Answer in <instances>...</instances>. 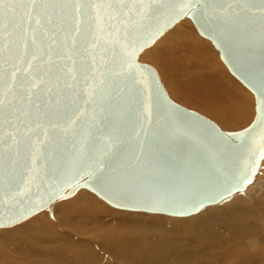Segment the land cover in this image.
<instances>
[{
    "label": "water",
    "instance_id": "1",
    "mask_svg": "<svg viewBox=\"0 0 264 264\" xmlns=\"http://www.w3.org/2000/svg\"><path fill=\"white\" fill-rule=\"evenodd\" d=\"M235 2L167 0L162 10L156 11L153 9L163 0H156L152 9L147 8L145 0V8L153 14L137 17L131 25L125 22L131 36L83 17L76 23L82 22V31L94 34L99 44H86L83 35H79L73 46L74 33L70 30L57 36L52 51L48 50L52 42L46 33L41 38L26 20L21 23L17 17L16 30L10 36L4 34V57L0 58V229L11 228L43 211L53 219L54 204L80 190L91 192L119 210L171 217L195 215L243 194L254 183L264 160V123H259L260 101L264 97L258 91L264 76V41L258 32L242 35L244 28L228 12L229 5L234 6ZM186 18L253 95L255 114L244 128L222 130L204 115L176 103L168 96L155 69L139 62L145 49ZM68 27L71 29V24ZM112 27L119 29L120 24L113 23ZM133 49L136 54L124 70L137 65L132 69L136 79L132 95L138 103L119 149L131 189L118 192L101 182L91 169L77 171L78 166L65 162L69 158L65 148L71 151V143L65 144L61 127H53L49 121L57 100L61 107L80 104L78 115L82 114L88 108L85 101H91L96 87L89 75L95 71L94 63L112 60L113 56L117 64L121 63L123 54ZM67 51H71L72 61L62 58ZM50 58L53 64L49 63ZM115 83L123 86L124 81ZM66 84L73 86L67 88ZM111 86L106 84L105 88ZM29 96L32 103L26 98ZM68 139H72L71 135ZM92 143L102 148L105 142ZM142 148L146 149L143 154ZM132 193L150 195L159 203L149 206ZM208 195L214 199L206 200L198 211L180 212L182 206L190 207L193 199ZM166 207H175L176 211L165 210Z\"/></svg>",
    "mask_w": 264,
    "mask_h": 264
},
{
    "label": "bare ground",
    "instance_id": "2",
    "mask_svg": "<svg viewBox=\"0 0 264 264\" xmlns=\"http://www.w3.org/2000/svg\"><path fill=\"white\" fill-rule=\"evenodd\" d=\"M186 19L188 21L181 20L182 22L179 21L162 34L149 47L154 46L153 49L147 51L149 49L147 48L141 54L144 53V56L149 58L153 57L155 61L160 60L158 64L162 63L163 79L168 85L170 93L180 100L183 105L198 109L205 115H209L210 119L216 121L225 131L239 130L243 128V125L248 124L246 123L248 117L251 118L252 116L250 114L252 101L254 102L253 95L236 76L229 72L227 65L220 57V61L218 60L216 53L203 40L206 38L201 37L193 24H190L191 21L188 18ZM192 28L203 39L195 37ZM220 62L238 83L225 73ZM239 84L246 89V92L241 89L242 87ZM259 174L264 175V172ZM72 197L63 200L67 202L62 203L59 208L58 221L63 222L62 215L67 220L70 213L76 209L77 203L82 205L83 211L90 215L97 212L105 213L103 207L86 193L80 192L76 198L72 199ZM226 203L221 205L224 207ZM65 206H67V211L62 214L61 209ZM260 206V216L245 201H239L222 209L207 207L208 209H203L204 211H200L201 213H197L198 215L195 214L196 216L177 217L179 219L150 217L149 222H143L141 218L134 215L132 221L129 219L128 224L137 222L141 226V232L138 236L134 235V231L132 234L113 237L98 236L100 234L96 236L93 235L92 231L87 232L90 238H86L84 235L85 238L80 239L79 242L71 239L78 232L72 231L66 224L68 222L58 223L55 227L51 221L46 219L45 215H37L30 221L8 232L11 233L9 235L14 236V240L9 241L13 242L11 246L7 242L8 249L6 246H0V264H13L9 257V247L17 251V246L20 244L29 249L30 253H25L26 255L34 256V261L40 263L38 260H41L44 264H63L59 259L62 260V256L67 255L72 257L75 264H101L100 256L97 251H94L96 246H100L107 253V256L117 264H160L161 260L163 264H171L174 262L172 259L176 256V253L174 254L172 250H177L178 255H180L183 249L189 247L198 253L196 259L182 256L178 257L180 259H177L178 261L173 264H210L209 261L212 258L215 260L222 250L226 251L223 252L225 257L222 261L223 264H263L264 244L260 246L261 253L247 251L244 253V250L241 249V244L247 243V239L252 233L255 232V235L252 236L258 235V232L246 225L245 222L253 221L255 217L257 220L264 222V204L260 203ZM100 217L102 216L100 215L97 219ZM81 218L82 221L77 220L79 224L91 227L96 224L97 219L93 222H87L89 218L87 214H82ZM207 226L211 228H205ZM217 227L218 230H215ZM56 229L69 230L73 235L66 232V234H63V230L60 232ZM145 229H148V231H143ZM146 232L150 235L145 239L142 236L147 234ZM206 232H208L207 237H204ZM243 237L244 239H242ZM87 242L97 243L87 244ZM248 242L251 245V242ZM60 253L63 255L61 256ZM54 254H58L59 257L50 256ZM12 258L23 264V257L17 253H12Z\"/></svg>",
    "mask_w": 264,
    "mask_h": 264
},
{
    "label": "snow or ice",
    "instance_id": "3",
    "mask_svg": "<svg viewBox=\"0 0 264 264\" xmlns=\"http://www.w3.org/2000/svg\"><path fill=\"white\" fill-rule=\"evenodd\" d=\"M192 2L196 3L197 0H192ZM155 3L156 0H147V8L152 9ZM166 4L167 0H163V3L153 10L160 11ZM253 9L258 11H253ZM184 11L187 9L177 12L176 15H181ZM228 12L233 20L240 23L244 28L245 31L242 35L246 36L249 31L251 33L258 32L260 39L264 41V0H236L234 6L229 5ZM152 14L153 12H149L145 8V0H0V58L4 57V34L8 33L10 36L16 30L17 17L20 18L21 23L26 20L34 33H40L41 38L46 33L52 42L48 50L52 51V45L56 43L57 36L70 30L74 33L73 46L77 42L76 36L79 35H83L86 44L93 42L99 44V40L94 34L82 31V22L76 23L79 18L87 17L94 22L107 24L112 31L127 33L128 36H131L132 33L125 26V22L131 25L137 17H148ZM116 22L120 24L119 29L112 27L113 23ZM170 22L171 20H169ZM70 24L71 29L68 27ZM33 25L36 27L33 28ZM21 30L23 29L21 28ZM8 51L9 54H12L11 47ZM135 54V49L124 53L123 61L118 64L115 56L112 60L105 59L101 64L94 63L95 71L90 72L89 75L96 87L92 90L91 101H85L88 108L83 109V113L78 115L81 113L80 104H76L74 107L64 104L61 107V102L57 100L55 107L51 109V120L49 121L53 127H61L65 135V144L71 143V151L65 148L69 157L65 162L72 166H78L77 171L91 169L92 174L101 182L118 192L130 191L131 189L127 170L121 164L122 157L119 154V149L123 144L122 137L125 134L126 125L135 112V103H138L135 96L132 95V90L136 84L132 69L137 65L133 64L128 71L124 70L125 65L132 60ZM62 58L65 61H72L71 51L63 53ZM93 59L95 60V57ZM49 63H54L51 58ZM29 67L33 66L30 65ZM65 70H67V64ZM48 71H51V68ZM72 79L76 80V77L73 76ZM121 79L124 81L123 86L120 83H115ZM261 81V88L258 91L264 97V76H262ZM43 83L44 81L41 80V84ZM106 84L112 85L110 89L105 88ZM72 86V84L65 85L67 88ZM26 98L29 103H32L31 96ZM2 104L3 101H0V105ZM35 106L40 108L39 104ZM48 114L45 112V115ZM145 118L147 119V117ZM259 123H264V98L260 101ZM68 125H72V127L69 128ZM69 135L72 137L71 140L68 139ZM12 138L15 139V137ZM94 140H103L104 146L101 148L92 143ZM145 150L142 148L141 154ZM147 150L150 151V149ZM132 194L138 196L139 202L149 206L159 203L150 195ZM212 199H214L212 195L193 199L191 206H182L180 212L183 214L198 211L206 200ZM117 203L120 202L117 201ZM165 210L175 212L176 208L166 207ZM8 222L11 223V219ZM0 223L3 221L0 220Z\"/></svg>",
    "mask_w": 264,
    "mask_h": 264
},
{
    "label": "rangeland",
    "instance_id": "4",
    "mask_svg": "<svg viewBox=\"0 0 264 264\" xmlns=\"http://www.w3.org/2000/svg\"><path fill=\"white\" fill-rule=\"evenodd\" d=\"M184 20H187V19H184ZM182 20V21H184ZM181 21V22H182ZM188 21V20H187ZM190 22V21H189ZM191 24V22H190ZM192 25V24H191ZM193 27V26H192ZM193 29V33L195 35V37H199L200 39H203L201 38L200 36H198V34L196 33V31ZM205 40L210 48L216 53L217 57H218V60H219V55H218V52L217 50L214 49V47H212V44L206 40V39H203ZM153 47L149 48L147 51H150L151 49H153ZM153 59V57H148V56H144V53L140 55L139 57V62H142V63H146V64H149L151 65L155 71L157 72L158 76H159V79L165 89V91L167 92L168 96L173 100L175 101L176 103L188 108V109H191L192 107H189L187 105H183V103L178 100L175 96H173L169 89H168V85L166 84V82L164 81L163 79V75H162V63L161 64H158L160 62L159 61H155ZM220 61V60H219ZM220 64L223 66V64L220 62ZM161 68V69H160ZM225 70V73L228 74V76L233 79L235 82H237L236 79H234V77H232L226 70V68L224 67L223 68ZM238 83V82H237ZM239 86H241L243 90H245L246 92V89L241 85L239 84ZM247 93H248V90H247ZM180 101V102H179ZM252 104L251 105L252 107V111H251V118L248 117V120L246 123H250L251 120L253 119V116H254V102L252 101ZM192 110L204 115L205 117L207 118H211L209 117V115H205L203 112H201L200 110L198 109H194L192 108ZM212 120V119H210ZM214 121V120H212ZM215 123H217L216 121H214ZM246 124V126L248 125ZM217 125L222 129V127L217 123ZM245 126L243 125V128ZM223 130V129H222ZM264 172V160L262 161L261 163V170L259 171V173H262ZM258 173V174H259ZM256 181H254V183L252 185H250L244 192L243 195L241 194H236L232 197V199H230L226 204H224V207L226 206H231L233 204H236L237 202L241 201V202H246L248 203L249 205H251V209L257 213V215L260 216V209H261V206H260V203H262V205L264 204V175H257L256 178H255ZM81 193H86L88 195H90L91 197H93L102 207L103 209L105 210V213H100V212H97V213H93V214H88L86 212L83 211V208H81L82 205L80 204H76V209H74L70 215L68 216V219L66 220V218L62 215V220L63 222H68L66 223L71 229L72 231H76L78 233H75L73 235V233L69 232V230H64V229H60V230H57L56 231H60L62 232L63 230V234H72L73 236L71 237L72 240H75L76 242H79L80 239H83V238H90L89 237V234L87 232H92L93 231V235H98V236H103V235H107V236H117V235H125V234H132V232L134 231V235L135 236H138V234L141 232V226H139V224H137V222H133V223H130V225L128 224L129 223V219L132 221V216L136 215L138 218H141L143 220V222H149V219L150 217H160V218H174V219H179L177 217H169V216H164V215H156V214H147V213H136V212H128V211H123V210H118V209H114L112 207H110L109 205H107L105 202H103L102 200H100L99 198H97L95 195H93L92 193L86 191V190H83V191H78L75 196L72 197V199L76 198L79 194ZM85 198V197H84ZM71 199V201H72ZM70 201V200H68ZM64 202H67V201H60V202H57L54 206H53V219H51L48 215L47 212L43 211V212H40L36 215H34L33 217H31L30 219H28L27 221L17 225V226H14L12 228H8V229H2L0 230V246H6L7 245V242L10 243V246L13 244V242H9L11 240H14L13 239V235H9L11 233H8V232H11L10 230L14 229L15 227H19L20 225L30 221L32 218H34L35 216L37 215H45L46 219L51 221L52 222V225L53 226H57L58 223H63L62 221H58L57 218H58V214H59V208L61 207V204L64 203ZM258 202V203H257ZM252 203V204H250ZM58 206V207H57ZM223 205L221 206H211V207H208V208H211V209H222L224 208ZM206 208V209H208ZM204 209V210H206ZM202 210V211H204ZM62 211V214H65V212L67 211V206L63 207L61 209ZM201 211V212H202ZM200 212V213H201ZM121 213V214H120ZM198 213V214H200ZM82 214H87L89 216L88 218V221L87 222H93L95 219H97L100 215L102 217H100L99 219L96 220V224L94 226H85L84 224H79V222L77 220H80L82 221ZM197 214V215H198ZM192 216H196V215H192ZM190 217V216H189ZM182 218H185V217H182ZM254 221V222H253ZM253 221H249V222H245L246 225L250 226L251 228H253L255 231L258 232V235L256 236H252V235H255V232L252 233L251 236L248 237L247 239V243H244V244H241V249L242 251L244 250V253L247 251V252H250V253H253V252H256V253H261L260 252V246L261 244H264V222H262V220H257L256 217H255V220ZM253 222V223H252ZM65 225V224H64ZM146 225V224H145ZM63 226V224H62ZM66 226V225H65ZM64 227V226H63ZM67 227V226H66ZM205 228H211L210 226H207ZM261 228V229H260ZM215 230H218V227L215 228ZM143 231H148V229H145ZM66 232V233H65ZM80 232H83V233H80ZM209 232V231H208ZM205 234L204 237H207V233ZM261 232V233H260ZM80 233V234H79ZM147 233V232H146ZM85 235V237H84ZM150 234H145L144 236H142L143 238L145 237L148 238ZM110 237V238H112ZM247 237V236H246ZM256 237V238H255ZM136 238H139V237H136ZM244 239V237L242 238ZM112 240V239H110ZM141 240V239H140ZM251 242V245L249 244V242ZM93 243H97V242H87V244H93ZM94 244V245H95ZM184 246H186L184 244ZM88 247V246H87ZM1 248V247H0ZM6 248L8 249V247L6 246ZM9 250H10V253H9V257L10 259L13 261V264H20L19 261L16 262V259L15 258H12V253H17L18 255L22 256L23 257V260L22 263L23 264H44L43 261L41 260H38L40 263H37L36 261H34V256H28L26 255L25 253H30L29 249H27L23 244H20L17 246V251H14L13 248H10L9 247ZM94 251H97L98 255L100 256V260L102 261L101 264H117L115 263L110 257L107 256V253L104 252V250L101 249L100 246H96V248H94ZM172 252L175 254L176 253V256L172 259L174 260V262H177L178 260L177 259H180L178 257H182V256H185V258H187L188 256L190 257L189 259L193 258V259H196V256L198 255V253L194 250V249H191L190 247L187 248V249H183V251H181L180 255L179 252H177V250H172ZM223 252L225 253L226 251H223L221 252L220 255H218V257L214 260V258H212L209 263L210 264H223L222 261H224L223 258L224 255H223ZM60 255L62 256L63 254L60 253ZM52 257H59L58 254H54V255H50ZM50 258V257H49ZM184 258V259H185ZM221 258V259H220ZM59 261H62L63 264H75L74 260L72 259V257L70 256H62V260L59 259ZM159 261V260H157ZM192 261H195V260H192ZM33 262V263H32ZM57 263H60L58 261H56ZM174 262H172L171 264H173ZM213 262V263H212ZM160 264H163L162 260L160 261ZM167 264H170V263H167ZM264 264V262H263Z\"/></svg>",
    "mask_w": 264,
    "mask_h": 264
}]
</instances>
